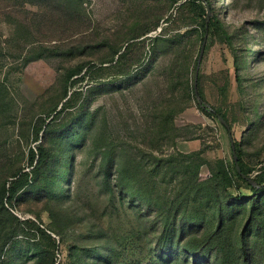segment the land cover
I'll return each instance as SVG.
<instances>
[{"label": "rangeland", "instance_id": "1", "mask_svg": "<svg viewBox=\"0 0 264 264\" xmlns=\"http://www.w3.org/2000/svg\"><path fill=\"white\" fill-rule=\"evenodd\" d=\"M185 1L0 0V264H148L176 208L205 221L171 261L264 264V195L223 185L230 135L252 177L264 167V0H211L231 42L209 35L198 89L230 134L198 104L202 28ZM40 146L48 162L32 166ZM219 225L222 252L182 250Z\"/></svg>", "mask_w": 264, "mask_h": 264}, {"label": "trees", "instance_id": "2", "mask_svg": "<svg viewBox=\"0 0 264 264\" xmlns=\"http://www.w3.org/2000/svg\"><path fill=\"white\" fill-rule=\"evenodd\" d=\"M29 3L32 5H35L33 1L38 0H28ZM39 1H57V0H39ZM65 4L70 6L73 0H64ZM75 3H80L81 0H74ZM182 1V0H176V3ZM183 8H188L189 11L193 13V16L196 20H198V23L200 24L202 28V34H201V42L203 44L204 37L207 31V16H208V9L211 11V14L214 13V7L211 0H186L182 5ZM67 8V7H66ZM70 8H67V10ZM209 35H218V37L227 39L228 42H231V36L225 31L224 27L221 26L220 21L215 18L214 16L211 17L209 21ZM43 56H38V59ZM87 72H84V68H76L72 72H70L68 79L71 81L70 85L71 88L75 87L74 92H69L66 94L65 99L66 102L63 103L62 109H69L72 107V105L78 100V97L82 95V91H80V88H77L76 86L79 83L84 82L87 79ZM197 74V73H196ZM196 79V78H195ZM198 81H199V75H198ZM199 94L201 98L203 99V102L206 103L205 97L202 93V90L198 89ZM198 101V100H197ZM200 108L203 109V111L212 117H218V115H221L230 125V121L226 114L221 113L220 111L216 110L214 107L210 106V109L205 108L202 106L199 102ZM58 108L55 109V111ZM51 124L49 123L47 125V130L51 129ZM235 142V141H234ZM236 152L238 155V162L240 165V168L242 170V173L252 179L255 184L253 185L248 180L243 178L237 171L236 165L234 167V175L225 173L223 176V185L225 193L228 194V189L232 187V185L235 183L234 177L241 181L243 184L246 185V187L251 191V193L255 195H264V167L261 169L260 173L256 177H252L250 172L247 170L246 166L244 165V162L242 160V156L240 153V150H238L237 143L235 142ZM37 152V153H36ZM31 162L30 164L33 166L36 162V165L43 166L46 165L48 162V153L46 149L42 146H40L37 151L31 150ZM115 177V178H114ZM213 181V180H212ZM211 181V182H212ZM104 182L106 187L112 192L115 193L116 189L119 191V193L123 192L124 189V179L120 175L116 176H110L109 174H106L104 177ZM8 202L12 203V199L14 195L16 194V190L14 188L8 190ZM5 208V206H3ZM216 211V210H215ZM182 214V211L178 208H176L173 212H167V216L163 217V228L159 235L157 246L160 250V254L158 255V260L155 261L152 260L151 262H148V264H178V262L171 261V257L173 258V255L175 254V248L173 249V244L179 243L181 240H185L189 237L190 233L195 234L196 230L202 226L205 220H203L200 216H193L188 217ZM218 214H219V220H222L223 218V208L221 205H218ZM180 220L185 222L182 223ZM187 219V221H186ZM222 232V228L220 225L210 233L206 239H199L197 242H186L182 250H185L189 255H192L194 258H199L202 260H206L208 255L212 253L213 251H221L223 250V247L226 245V242L223 241V238L221 237L220 233ZM50 237V236H49ZM52 240V238L50 237ZM197 238L194 239L196 241ZM53 241V240H52ZM240 248H241V254L244 256V259L248 260V250H247V243L244 240L240 241ZM197 264V262H194ZM131 264H133L131 262ZM243 264H250L249 262L243 261Z\"/></svg>", "mask_w": 264, "mask_h": 264}, {"label": "water", "instance_id": "3", "mask_svg": "<svg viewBox=\"0 0 264 264\" xmlns=\"http://www.w3.org/2000/svg\"><path fill=\"white\" fill-rule=\"evenodd\" d=\"M206 19H207V31H206V34H205V37H204V41H203V44H202V47H201L200 56H199V59H198V64L199 65H198V70H197L196 79H195V95H196V98H197L198 102L202 106H204L205 108L210 109V106L203 102V99L201 98V96L199 94V91H198L199 68H200V64H201V61L203 59V55H204V52H205V49H206V45H207V42H208V38H209V30H208V28H209V21L211 19V11L209 9H208V16H207ZM218 120L228 130V132L230 134L231 133V128H230V125L228 124V122L221 115H218ZM230 141H231V146H232V150H233L234 162H235L236 169H237L238 173L243 178H245L246 180H248L250 183H252L254 185L255 182L242 173V170H241L239 162H238V155H237L236 148H235V142H234V140H233L231 135H230Z\"/></svg>", "mask_w": 264, "mask_h": 264}]
</instances>
